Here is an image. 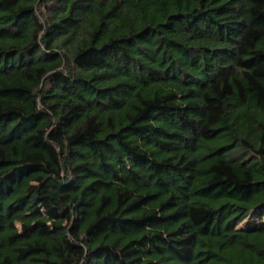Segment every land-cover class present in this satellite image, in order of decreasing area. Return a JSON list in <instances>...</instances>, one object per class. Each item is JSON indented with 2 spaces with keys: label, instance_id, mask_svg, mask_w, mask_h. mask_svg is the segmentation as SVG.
Returning a JSON list of instances; mask_svg holds the SVG:
<instances>
[{
  "label": "trees",
  "instance_id": "1",
  "mask_svg": "<svg viewBox=\"0 0 264 264\" xmlns=\"http://www.w3.org/2000/svg\"><path fill=\"white\" fill-rule=\"evenodd\" d=\"M0 264H264V0H0Z\"/></svg>",
  "mask_w": 264,
  "mask_h": 264
}]
</instances>
